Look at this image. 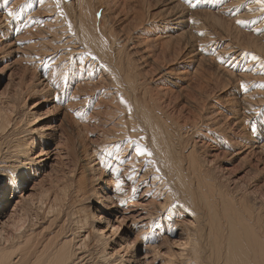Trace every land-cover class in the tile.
<instances>
[{"label":"bare ground","instance_id":"1","mask_svg":"<svg viewBox=\"0 0 264 264\" xmlns=\"http://www.w3.org/2000/svg\"><path fill=\"white\" fill-rule=\"evenodd\" d=\"M5 1L0 0V29L29 8V39L36 34L33 29L47 36H40L44 39L39 43L43 45L39 54L29 53L38 81L55 91L63 80L65 95L61 84L55 94L80 105L75 115L78 129L94 122L107 128L102 145L87 147L85 173L80 174L74 192L69 194L75 184L65 185L43 210L39 207L43 201L35 203V188L28 185L36 175L35 167L45 168L55 156V149L48 145L50 134L35 125L23 128L19 117L13 120L0 111V264H131L124 254L129 243L123 237L110 239L108 235L117 228L113 222L128 217L118 208L128 204L122 195L126 183L123 188L122 182L114 183L119 199L116 206L117 201L109 195L111 183L101 186L105 180L98 172L112 174V178L122 174L131 183L145 186V194L153 198L156 219L144 217L143 212L133 221L142 226L148 221L145 225L153 229L152 235L141 230L142 240L151 236L153 241L159 228L175 236V251L165 264H264L262 208L250 200L246 206L237 203L244 208L237 206L234 194L217 188L193 140L199 134V123H206L231 142L221 125H211L215 121L211 111L225 109L229 119L239 120L246 132L247 138L238 141L242 150L237 154L252 147L264 154V88L260 87L264 85V12L260 6L254 0L226 4L188 0L186 6L169 0L156 15L149 13L144 1L134 12V25L117 33L120 28L115 31L117 16L112 13V0H59V6L57 0L42 4L40 0ZM130 1L129 9L138 8L133 6L138 0H123L124 4ZM35 3L38 10L52 14L49 19L35 18L39 13L31 8ZM9 10L13 17L8 16ZM217 12L224 13L227 20L215 17ZM32 19L37 20L35 25ZM14 26L17 30L22 27ZM187 47L190 56L186 66L168 67ZM203 66L210 67L214 75L205 76L200 71ZM195 81L199 83L194 85ZM213 81L233 88L234 98L227 99L225 106L207 94ZM177 93L186 95L188 104L199 113L188 120L180 109L177 117L169 115L165 106ZM129 139L152 155L137 156ZM33 209L38 217L45 211L39 226L33 225ZM18 213L21 221L16 218ZM113 217L115 221H110ZM20 222L23 225L18 227ZM134 248V260H144L145 256L139 257L141 245Z\"/></svg>","mask_w":264,"mask_h":264},{"label":"rangeland","instance_id":"2","mask_svg":"<svg viewBox=\"0 0 264 264\" xmlns=\"http://www.w3.org/2000/svg\"><path fill=\"white\" fill-rule=\"evenodd\" d=\"M114 1L116 2L113 3ZM166 1L169 2V0H138L136 1V3H133V6L138 7L140 4H143L144 2L145 6L148 5L147 9H149L148 11L150 14L153 13L159 15L161 13L158 12L161 11L163 12L164 8L167 7L166 4L168 2ZM178 1L181 2V4H185V6L188 5V0H178ZM207 1L215 2V0H206V2ZM227 1L230 0H218L217 2L221 4H226ZM5 2L6 4H8L11 2V0H6ZM130 5H131V1L126 2L124 4L123 0H112L111 3L112 13L116 14L117 16L116 18L117 24L115 26L116 28L115 31L118 28H120L117 30L118 31L117 33H121V31H123L122 29L126 30L132 27V25H134V23L132 22L133 17L135 15L134 12L136 10L138 11L139 7L138 8L132 7L129 9L128 6ZM37 6L38 4L35 3V5L32 6L31 8L37 11L38 10ZM1 8L4 9L5 11L4 5H2ZM40 11L41 10H38L39 12L37 13L38 15H35L36 16L35 18L37 20L44 21L45 19L50 18L49 15H52L49 14L48 12H44V10L41 12ZM196 11L194 12L196 13ZM214 15L215 17L217 15L218 16L217 18L219 20L222 19L224 20L225 18L224 13L217 12ZM31 17L32 16L30 10L29 8H27L26 11H24V13L20 16V18H18V20L17 19L13 20L8 24L7 27L0 29V111L3 110L13 120L19 117V119L17 120H19L22 123L23 128H27L31 125H35L40 127L42 131L44 130L43 131L44 134H50L48 145H50V150L55 149V156H53L54 159L52 157V159L48 163V166H46L45 168L35 167L36 175L34 174L32 175L33 178L29 179L30 182L32 183L28 185V188H33L34 186L35 189H33L34 190L33 197L34 200H36L35 203H39L40 201L41 202L43 201L42 202L43 204L40 202V204L42 205H39V207L41 209L44 207L43 208L44 210L48 206L49 200L51 202V197L54 198L53 197L54 195H59L61 188H63L65 185L73 186L75 184L73 187H70L69 190L71 191L69 192V194L71 195L74 192L73 190H75L77 187L76 184L77 181L79 180L80 174L85 173V169H86L85 152L87 147L92 148L93 146L102 145L104 143L103 141H105L104 139L106 136L105 129L107 127L103 123L98 124L94 122V123H89L90 126L87 125V127L84 128L82 127L81 129H78L75 125V121L76 120L78 121V118L75 115H77L78 109H80V105L74 106L72 105L73 101H69L70 102L69 104L70 107H69L67 106V103H69L67 101V98L65 100H63L64 98L61 100L62 94L59 93L55 94L57 88L59 90L63 89L62 92L63 95H65L64 91L66 90V88L63 85L64 84L63 80L59 81V83L63 86H61L60 84H56V86L60 85L59 87H61V89L57 86L56 88L54 87L55 91L52 86H46V88H44L43 87L44 83L38 81L39 80L37 75L38 72H36L37 70L34 67V65H31V61L28 60L30 58L29 53L30 54L32 52L40 53V49H42L41 47L43 46V45L40 46L41 44L40 42L42 39H44L47 36H45L43 32L42 33L44 36L39 31L38 33L33 29V33L36 34L38 33L39 35L33 34L32 36L34 38L31 36L29 39L30 34H28L29 33L28 30L30 29L28 27L31 26L30 25L31 20H29ZM36 19H34V21L32 19L34 25L36 24L37 21ZM225 19L227 20V17ZM14 24H20V26L22 25V27L19 30H17ZM244 34L254 37V35H252L251 33H246L245 31ZM40 36L44 38L42 37L40 38ZM36 44L38 45L36 46ZM29 47L30 48L33 47L34 49L33 50L31 49L30 51ZM188 52H190V47L183 49L180 55L181 57L177 58V60L171 59L170 60L171 62L168 64V67L170 66H173V68H178L179 66L185 67L188 60L187 56L188 57L190 56V53ZM26 54L28 55V57ZM200 71L207 77L214 75L213 74L214 71L208 66H203V69ZM216 82L217 81L212 82L213 84H211V88H209L210 90H208L207 94H209L211 97H213L216 100L215 103L220 102L223 106H225L224 104L227 103V99L234 98L233 88H231V86H230L231 89L230 88L228 89V87L225 88L224 82L222 81L221 84L219 82L217 84ZM193 83L194 85H197L199 82L195 81ZM185 96L186 95L184 94L177 93L171 97L170 99L171 103L168 102L169 105L167 104V106H165L166 107L165 110H167V113H170L169 115H171L172 113L173 115H175L177 111L180 109L179 111L182 112V115H184L185 120H188V118H193L194 114L196 115L199 113L198 110L195 111V108L193 107L192 104L190 105L188 104L189 101ZM71 105L76 108L73 107L71 108ZM211 114H212L211 115L212 121L215 120L214 123H212L211 125L216 127L217 126L219 127V125H221V127L225 129L228 139L229 140L231 139V142L230 141L226 142V140L218 136L216 132H213L209 124L199 123L198 125L199 134L197 133V135H194L193 140L194 143H196L195 146H197V150L199 151L198 157L200 158L201 163H203V166L204 167L206 166V168L210 171L211 174L210 176L213 179L214 178L216 179V181L214 180V183H216L215 186H217V188L219 189L223 188L225 192L230 193L229 195L234 194L233 196L236 197L235 199L236 205L239 202L240 204L246 206L247 205L246 200H250L251 201L250 203L255 205L258 204L257 206L258 207L260 206L264 213V154L259 152L254 147L251 148L252 150L249 149L241 154H237L238 150H242L241 149L242 144H240V142L238 141L240 140L244 141V139L242 138L245 139L247 138V136L245 135L246 133L245 130L243 132L242 124H240L239 120L237 122V121H233V119L232 120L229 119L230 115L228 114L227 111H225V109H219V111L217 112L211 111ZM175 116L177 117V115ZM242 117L243 116L241 114L239 119H242ZM237 124L241 125V127H238L239 125ZM31 141L32 138L29 139V142ZM55 157L57 158L55 159ZM101 173L102 172L100 173L98 172V174H100L99 176L100 177L102 176L101 179L105 180L103 185L101 184V186L103 187L105 184H108L109 182V184L111 183V188L113 189L115 181L116 182L120 181L122 182L121 188H123V183H126L124 186L125 189L123 188L124 192L126 191V193L123 192L122 195L125 194L126 197L124 196L123 198L125 199L127 198L126 200L128 201V204L126 206L127 209H125L126 207L119 206V201H118L119 199L118 198L116 199L117 196L114 193L116 190L115 188H114L115 190L113 189V192L111 189V194H109L113 198L114 202L117 201L115 205L117 204L116 206H119L118 207L119 210L120 211L123 210V212L121 213H125V214L128 213L127 214L128 217L124 219H118L117 221H115V217L110 218V221L112 220L115 221L113 222V225L117 227L114 228L112 231H110V233L108 234L110 235V239L123 237L126 243H129L128 246L125 247V248L129 247V249L127 248L126 249L127 251L125 250L124 254L125 257H128V261H130L131 264H165L166 262H168L171 259V254L175 251L174 246L172 244V241L173 239H175V236L172 237L170 235H167L165 232H163V230L161 231L159 228L154 231L155 235L154 237L152 236L154 238L153 241L150 240L151 236H149V238L147 239L142 240L143 232L147 231L149 234L152 235L153 229L147 227L148 226L147 224L149 223L148 221L143 222V226L136 223V221H133V219L142 217L143 215L144 217H148L149 219L152 218L154 220L156 219L155 216L156 212L154 210L155 207L152 205L153 198L151 196L148 197V194H145L144 192L145 186L143 185L141 186L140 184L137 185V181L131 183L132 182L130 181L131 179H129L128 177L127 180L125 178H122V174H119L121 177L118 175L116 178L115 177L112 178L111 177L112 174L110 175L106 173L102 175L103 173L102 174ZM136 185L137 187L136 189H134ZM99 193H102L101 188L99 189ZM116 193H118V196L121 195L119 194V192ZM65 203L63 205H66ZM243 205L238 204L237 206H241L244 208ZM43 210L41 211V214L39 213L40 216L41 215L44 216L45 211ZM32 212L34 216L36 215L34 218L35 222H33V225H35L38 222H40L39 221L40 219L42 220L41 218L42 216L41 217L39 216L40 218L37 216L38 214V213L36 214L37 209H33ZM143 212L144 214L141 215ZM113 214H116V212ZM19 215L20 214L18 213V216H16L18 221L20 220ZM107 219H109L108 216ZM185 221H187V219H185ZM38 224L40 225L41 223ZM38 224L36 226H39ZM22 225L23 223L20 222L18 224V227ZM141 226L142 227L145 226L147 228H141ZM141 230L144 231H142L141 233ZM137 237L139 238V240L136 239ZM139 244L141 245V249H142L139 257L141 259L144 258L145 256V258L144 260L141 259L139 261V259H137L135 261L133 258L134 255L133 253L135 249L134 247H136Z\"/></svg>","mask_w":264,"mask_h":264},{"label":"snow or ice","instance_id":"3","mask_svg":"<svg viewBox=\"0 0 264 264\" xmlns=\"http://www.w3.org/2000/svg\"><path fill=\"white\" fill-rule=\"evenodd\" d=\"M254 2L260 6V11L264 12V0H254ZM40 3L41 4L44 3V0H40ZM57 6H59V0H57ZM7 14L9 17L14 16V13L11 10H9ZM237 23H242V22L237 21ZM201 35H203V34L201 33ZM253 58L255 59V57H253ZM93 59H95V57H93ZM81 62H83V61H81ZM65 79H67V77H65ZM260 87L264 88V85H261ZM120 102L124 103V101L122 99ZM129 111H130V109H129ZM253 131H255V129H253ZM128 143L135 145V153L137 156L150 157L152 155L151 152H149L146 148L141 147L137 141H133V140L129 139Z\"/></svg>","mask_w":264,"mask_h":264}]
</instances>
